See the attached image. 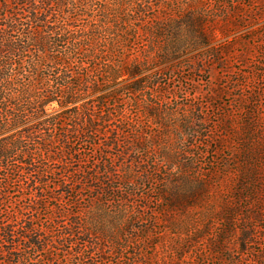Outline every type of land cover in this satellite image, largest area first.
<instances>
[{
    "label": "trees",
    "instance_id": "16d2710c",
    "mask_svg": "<svg viewBox=\"0 0 264 264\" xmlns=\"http://www.w3.org/2000/svg\"><path fill=\"white\" fill-rule=\"evenodd\" d=\"M225 1L0 0V264H264V59L235 112L156 101Z\"/></svg>",
    "mask_w": 264,
    "mask_h": 264
},
{
    "label": "rangeland",
    "instance_id": "374dc122",
    "mask_svg": "<svg viewBox=\"0 0 264 264\" xmlns=\"http://www.w3.org/2000/svg\"><path fill=\"white\" fill-rule=\"evenodd\" d=\"M232 3L234 6H241V4H248V0H226L225 5H227L228 12L233 11ZM248 6H245L244 9L248 16L233 17L229 19L228 30L222 33L218 31L220 42L235 44L234 48L230 50V55L224 56L220 62L205 55L206 49H198L175 61L162 62L154 66V72L157 69L164 70L160 81L162 84L168 85L167 92L160 91L156 101L163 107L175 109L179 120L183 121L197 111L204 113L208 120H213V115L218 111L221 113L224 111L226 113L235 112V106L238 105L242 97L246 98L247 96L246 90L235 87L236 82L243 76L253 77V80L257 81L258 77L253 73L255 70L253 63L255 62L256 66L262 64L263 46L253 47L248 54L244 55L242 49H246V47L243 46L242 40L248 39L252 32L264 31V0H260L258 5L252 7L256 10L253 12L256 16L248 14L246 11ZM224 35L226 36L224 37ZM236 39L238 43L234 42ZM244 57L248 58L246 64ZM188 58L193 59L191 69L184 64L186 63L185 59ZM201 149L206 151L204 148ZM225 187H227V183L222 186V188Z\"/></svg>",
    "mask_w": 264,
    "mask_h": 264
}]
</instances>
